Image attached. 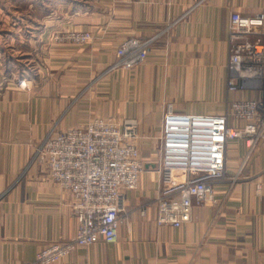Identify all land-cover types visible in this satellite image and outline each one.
I'll return each mask as SVG.
<instances>
[{
  "label": "crops",
  "instance_id": "0c3cea01",
  "mask_svg": "<svg viewBox=\"0 0 264 264\" xmlns=\"http://www.w3.org/2000/svg\"><path fill=\"white\" fill-rule=\"evenodd\" d=\"M45 7L43 39L73 30L94 40L51 44L54 60L38 80L0 89V264H39L45 248L76 235L73 200L51 182L36 152L51 132L98 117L138 120L147 171L128 193L117 243L79 248L57 264H264V144L231 184L247 154L245 140L231 142L217 203L194 206L180 228L157 224L161 183L150 166L160 156L167 104L210 116L230 113L236 101H264L253 83L228 89L231 16H264V0H48ZM157 36L143 65L108 72L122 43ZM253 39L264 43V23Z\"/></svg>",
  "mask_w": 264,
  "mask_h": 264
},
{
  "label": "built area",
  "instance_id": "2783aa9c",
  "mask_svg": "<svg viewBox=\"0 0 264 264\" xmlns=\"http://www.w3.org/2000/svg\"><path fill=\"white\" fill-rule=\"evenodd\" d=\"M123 2L127 0H113ZM264 16L244 18L235 13L230 23V92L253 83L264 90V43L254 40V30ZM154 37L130 39L116 51L117 61L108 72L133 70L143 65ZM94 40L90 32L54 33V44L81 47ZM24 85V83H23ZM136 119L95 118L85 127L51 132L40 144L36 159L49 179L73 200L76 235L65 243H52L37 256L39 264H57L77 249L99 242L115 244L127 217V196L138 189L147 171L138 146ZM245 140L247 154L236 175L227 177V152L231 142ZM160 156L150 164L161 186L155 200L157 224L180 228L192 219L194 206L216 204L215 187L229 178H242L247 162L264 144V101L240 100L225 115L199 116L177 112L167 104L160 138ZM146 210L142 214L146 215Z\"/></svg>",
  "mask_w": 264,
  "mask_h": 264
},
{
  "label": "rangeland",
  "instance_id": "374dc122",
  "mask_svg": "<svg viewBox=\"0 0 264 264\" xmlns=\"http://www.w3.org/2000/svg\"><path fill=\"white\" fill-rule=\"evenodd\" d=\"M47 1L0 0V89L27 88L23 79L38 80L54 60L52 38L41 36Z\"/></svg>",
  "mask_w": 264,
  "mask_h": 264
}]
</instances>
